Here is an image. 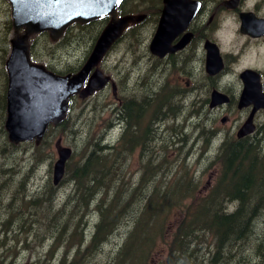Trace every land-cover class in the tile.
I'll use <instances>...</instances> for the list:
<instances>
[{"label": "trees", "instance_id": "1", "mask_svg": "<svg viewBox=\"0 0 264 264\" xmlns=\"http://www.w3.org/2000/svg\"><path fill=\"white\" fill-rule=\"evenodd\" d=\"M158 4L161 0L157 4L140 0L134 6L135 11H140ZM177 103L171 98L168 105ZM160 104V99L155 98L154 108ZM173 113L163 114L157 109L153 114L156 121L166 118V123H170L163 128L165 135H160L161 127L149 120L154 127V147L149 151L144 148L148 131L136 129L148 114L120 115L127 119L122 141L112 144L102 136L87 139L85 153L76 157L74 151L66 165L63 181L73 187L67 204L58 210L52 207L56 186L50 179L49 188L33 199L35 210L44 219L42 225L35 227L26 218L13 223L16 215L7 219L0 241L9 251L0 257V264L13 262L17 244L37 250L34 245L43 246L44 238L49 242L42 249L44 254L39 253L29 264H88L93 253L121 225L128 226V230L102 264H148L158 252L155 244L159 235L164 242L159 256L168 253L165 264H241L245 253L264 244V223L262 232H255L258 219L264 216V136L263 140L242 139L237 141L239 144H230L215 161L201 166L198 175L193 167L198 165V158L194 159L191 148L186 147L191 136L196 135L194 139L202 141L203 154L214 130L204 124L185 128L176 122L181 114ZM70 119L68 114L59 126L49 127L48 146H52L59 132L72 130ZM168 143L169 149L158 150ZM135 149L142 156L136 183L130 182L124 173L128 157ZM35 157L40 161L46 157L42 145L36 147ZM215 165L219 171L205 182L207 187L210 185L207 192L201 193L200 185ZM50 166L52 170L53 160ZM2 174L12 175L7 168ZM232 205L234 210L230 211ZM10 213L15 214L13 208ZM94 213L96 223L85 235L88 217ZM174 216V228L166 238V222ZM156 225L159 229L154 231ZM204 249H209L207 255Z\"/></svg>", "mask_w": 264, "mask_h": 264}, {"label": "flooded vegetation", "instance_id": "2", "mask_svg": "<svg viewBox=\"0 0 264 264\" xmlns=\"http://www.w3.org/2000/svg\"><path fill=\"white\" fill-rule=\"evenodd\" d=\"M153 1L154 4L158 3V0ZM191 1L194 4L187 2V8L183 12L184 17H189L188 26L184 30L178 31L172 40V45H177L187 34L191 33L192 37L184 47L179 48L177 51H168L164 56H160L151 49L150 45L161 17L163 0H161V4H158L159 6L156 8H147V10L136 12L127 11L124 13L127 2L125 0L118 9L119 15L126 13H146V20L130 26L118 38L99 63L93 67L84 83V87H86L94 71L99 69L104 77H109L104 87L85 97H82L79 93L74 94L70 98L67 114H72L75 102H78V100L80 102L81 99H83L84 103H91V105L85 104L83 114H90V111H94L95 114H102L96 107V103L106 104L110 111L109 114H115L119 121V124H113L110 128L116 125H120L121 127L120 133L114 141L116 143L120 140L122 141V135L127 122L126 118L120 117L121 114H148L147 120H143L141 126H137L136 129L141 132L148 131L144 148L146 151H149V148L152 149L154 147V127L149 120L154 121L155 127H161L160 131H158L160 135H165L166 132H164L163 128H167V119L162 118L156 121L153 114H155L157 109H160L163 114H174V111L175 114H181L176 122L185 128L197 127L204 124L205 127H211L214 130L212 132L213 139L207 150L201 154L200 148V152L198 153L197 158L200 166H207L209 162L215 161L217 156L221 155V152H224L227 147H230V144H239L237 142L238 140H263L264 124L258 123L257 118L259 114H264V105L261 104L259 106L251 102L246 106L240 107L239 104L246 87L243 75L248 70L257 73L255 76L260 83V94L261 97H264V70L259 67V61L264 55V25H261L255 20L264 19V0ZM249 14L254 19L248 16ZM0 15L1 17L4 15V20L0 22V114H3L1 119L3 118L5 123L9 92L7 60L12 51L11 40L17 36L26 35L27 30L25 26L19 29L15 28L10 0H2ZM244 16L252 19V24L248 29L249 32L242 30ZM110 18L111 16L93 20L85 25L73 24L57 40L51 38L48 29L30 34V54L32 61L45 65L47 70L58 75L76 74L87 63L98 37ZM152 21L155 23L156 30L151 37L143 40L141 30L144 23ZM230 24L233 25L231 31ZM91 25H95L94 29L99 28L98 33L90 35L86 52L76 57L73 29L76 26L85 27ZM129 34L132 37L129 51L127 53L122 51L121 56H119L117 44L122 41L123 37ZM42 36H46V41L43 42L52 43V46L46 47L41 44ZM37 38L40 40L38 44H36ZM207 42L217 47L216 50L218 49L219 57L222 61V68L217 70V67H214L212 73L206 68ZM144 47L147 49V56L139 53ZM131 53L135 54V57L130 63H127L126 57ZM111 63L115 65H110ZM111 68L115 69L110 70ZM180 72L181 75L178 80ZM202 76L203 79L200 81ZM172 77H175V80H172ZM224 79L228 82V85L222 86L219 82ZM236 80L239 81L236 83ZM183 82L185 84H182ZM230 83L232 84L230 85ZM235 84L240 85L238 90L234 88ZM214 92L223 98L225 96L226 100L223 103L210 106ZM197 93L203 95L197 99L193 97ZM155 98L161 101L160 106L157 108H154ZM171 98L178 103L169 106L168 102ZM248 100L251 101L253 98ZM221 105L225 107L226 113L207 114L210 111L209 108L211 111H215L220 109ZM238 112L248 114V116L244 122L232 130L230 128L211 126L217 118H224L225 120L222 122L230 121L231 115ZM251 114H255L252 120L254 124L253 131L244 136H238L239 129L248 122ZM3 131L8 136L5 127ZM8 140L13 147L31 146L32 144L36 147L38 146L34 141L13 143L10 141L9 136ZM215 142H218V144L213 147ZM157 146L159 147V144ZM169 147L170 143L160 146L158 150H166ZM209 155H211L210 158ZM214 171L218 173V166H214ZM11 177V175H4L6 179H10ZM11 191L10 189H4L2 193L6 195ZM8 211L9 204L6 208V212ZM256 256L260 259L261 264H264V244L260 245Z\"/></svg>", "mask_w": 264, "mask_h": 264}, {"label": "water", "instance_id": "3", "mask_svg": "<svg viewBox=\"0 0 264 264\" xmlns=\"http://www.w3.org/2000/svg\"><path fill=\"white\" fill-rule=\"evenodd\" d=\"M124 1L10 0L15 28L25 26L27 30L26 35L17 36L11 40L12 51L7 60L9 92L4 127L11 142L34 141L39 146L51 125L57 127L66 120L70 98L74 94L79 93L85 97L104 87L109 77H104L99 69L94 71L86 87L84 83L93 67L99 63L118 38L130 26L141 23L147 18L146 13L119 15L118 9ZM187 2L194 4L191 0H163L161 17L150 45L156 54L164 56L168 51H177L192 37L191 33L184 35L185 37L177 45H172V40L178 31L188 26L189 17L183 16ZM109 16L111 18L98 37L87 63L76 74L58 75L47 70L45 65L32 61L30 34L48 29L51 38L57 40L73 24L85 25L93 20ZM248 16L253 18L250 14ZM255 20L264 25V19ZM251 24L252 19L244 16L242 30L249 32ZM206 48L208 51L206 68L212 73L214 67H217V70L222 68V61L218 49L216 50L217 47L207 42ZM247 73L243 75L246 87L239 106L243 107L251 102L259 106L264 105V97L260 94V83L255 76L257 73L252 70H248ZM212 96L210 106L226 100L225 96L223 98L215 92ZM250 98L253 100L249 101ZM254 116L255 114L250 115L248 122L239 129L238 136L241 137L253 131ZM224 120L223 118L222 121ZM57 150L58 156L53 164L52 178L55 186L64 178L67 162L73 155V149L70 146L60 145Z\"/></svg>", "mask_w": 264, "mask_h": 264}, {"label": "rangeland", "instance_id": "4", "mask_svg": "<svg viewBox=\"0 0 264 264\" xmlns=\"http://www.w3.org/2000/svg\"><path fill=\"white\" fill-rule=\"evenodd\" d=\"M140 0H127L125 4L126 11H134L135 6L139 4ZM2 0H0V5ZM152 4L154 1L152 0ZM134 6V7H133ZM153 8L154 6L151 5ZM4 20V15L1 17L0 15V22ZM95 25L91 26H83L78 27L76 26L73 29V36H74V47H75V54L76 57L81 56L84 52H86V47H88V38L90 39V35L94 33H98L99 28L94 29ZM233 29V25L230 24V31ZM156 30L155 23L152 22H145L142 28V38L145 40L147 37H151ZM39 39H36V44L39 43ZM41 44L46 47L52 46V43L43 42L46 41V36L41 37ZM132 37L131 35H127L122 38V41L117 44L118 54L121 56L122 51L127 53L129 51V45L131 44ZM40 44V46H42ZM140 54H145L147 56L148 52L147 49L144 47L139 52ZM135 57V54L131 53L126 57V62L130 63ZM110 65H115L111 63ZM259 67L264 70V55L262 56L261 60L259 61ZM238 68V67H237ZM236 68V69H237ZM115 68H111L110 70H114ZM181 72L178 75V80L180 78ZM110 76V75H109ZM112 79V77L110 76ZM203 76L201 77L200 81H202ZM172 80H175V77H172ZM239 80H236V83ZM222 86L228 85V82L224 79L219 82ZM182 84H185L184 82ZM232 83H230L231 85ZM240 85L235 84L234 88L236 90L239 89ZM203 94L197 93L193 97L199 99ZM192 97V98H193ZM100 102H103L99 100ZM79 102V100H78ZM75 102L74 109L72 114H70L71 119L69 125H71V131L67 129L65 132L58 133V135L54 138L52 146H48V142L50 140V136L41 141L40 145L45 149L46 157L43 161H40L38 157H35L36 153V146L34 144L20 146V147H13L9 143L7 134L3 131L4 129V121L3 114H0V239L3 238V231L5 230V223L7 219L14 218L13 223L18 221V218H26V220L33 226L39 227L42 225L43 218L35 210L33 206V199L35 196L40 194L42 191L47 190L49 188L50 179L52 182L53 178V166L51 170L50 163L53 160L57 159L58 151L57 148L62 145L70 146L73 149V152L76 151V157L78 155H83L85 153L84 143L87 139L93 137H101L105 138V140H112L115 141L120 133L121 127L120 125L112 126L113 124H119L115 114H109V109L107 108L106 104H97L96 107L102 114H95L94 111H90V114H83L84 106L91 105V103H84L83 99L80 102ZM207 112V114H219V113H226L225 107L220 106V109ZM68 116V115H67ZM248 114L236 113L231 115L230 121L222 122V118H217L211 126L215 127H224L230 128L231 130L235 128L237 125L244 122L247 118ZM224 117V116H223ZM194 121V120H193ZM258 123L264 124V114H259L257 118ZM170 123H166L168 126ZM59 126V125H58ZM110 128V129H109ZM47 134V133H46ZM196 135H192L189 144L187 145L186 149L191 148L190 155L195 156L194 159H197L198 153L200 152V148L202 150V141L194 139ZM45 139L47 141L44 143ZM60 142V143H59ZM218 142H215L213 147H215ZM212 147V148H213ZM53 157V159H52ZM211 155H209V158ZM142 165V156L139 149H135L132 151L128 157L127 165L125 168V177L130 182H137L138 174ZM193 167L198 170V175L201 172L202 167L199 165L193 164ZM7 168L8 171L12 173V177L10 179L4 178L2 174V170ZM216 172L211 170V172H207L203 183L200 185L201 193H205L208 190V186L205 183L207 180H212L216 176ZM53 184V182H52ZM19 185V186H18ZM4 189L12 190L8 194H3L2 191ZM73 191V187L70 182H64L63 179L60 181L58 186H56L55 194L52 200V207L55 210H58L65 206L68 202V198ZM9 204L10 208H13L15 214H9V211L6 212V208ZM230 208V207H229ZM5 209V210H4ZM234 210V206L232 205L230 211ZM91 224L88 226L85 235L89 234L93 227L91 225H95L97 216L94 214H90L88 217ZM174 221L175 216L169 219L166 222L167 230H166V238L169 237L170 231L174 228ZM258 227L255 229L256 233L262 232L263 223H264V216L258 219ZM159 226L156 225L153 227L154 231H157ZM162 229V228H161ZM128 230V226L121 225L114 230V233L97 249L93 255L90 257L88 264H102L104 259L107 255L112 253L115 247L120 243L122 240L125 232ZM159 232V231H158ZM161 233V232H160ZM158 233V234H160ZM157 234V235H158ZM209 240H211L209 238ZM87 241V238H86ZM48 241L44 238L42 239V245L38 247V245H34V247L25 248L24 243L23 245L17 244L16 249L13 252V262L11 261L10 264H29V262H34L36 260V256L42 253V249L48 245ZM163 241L162 235L157 237L156 248L158 249L157 253H154L151 260L148 264H165L164 260L168 253H164L163 255L159 256L161 250L163 249ZM205 244V246H207ZM207 248V247H206ZM258 247L250 249L249 252L245 253L241 258V264H261L260 259L256 256ZM8 248L3 245L0 241V257L8 252ZM209 249H204L203 253L208 254ZM11 258V257H10ZM9 258V259H10ZM236 264V263H230Z\"/></svg>", "mask_w": 264, "mask_h": 264}, {"label": "bare ground", "instance_id": "5", "mask_svg": "<svg viewBox=\"0 0 264 264\" xmlns=\"http://www.w3.org/2000/svg\"><path fill=\"white\" fill-rule=\"evenodd\" d=\"M17 75H18V74H17ZM19 80H20V77H19ZM20 81H21V80H20ZM20 87H21V86H20ZM20 87H19V88H20Z\"/></svg>", "mask_w": 264, "mask_h": 264}]
</instances>
